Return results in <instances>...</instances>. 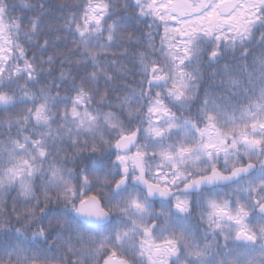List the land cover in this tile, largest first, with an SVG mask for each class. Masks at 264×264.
Returning a JSON list of instances; mask_svg holds the SVG:
<instances>
[{
  "label": "snow or ice",
  "instance_id": "1",
  "mask_svg": "<svg viewBox=\"0 0 264 264\" xmlns=\"http://www.w3.org/2000/svg\"><path fill=\"white\" fill-rule=\"evenodd\" d=\"M0 264H264V0H0Z\"/></svg>",
  "mask_w": 264,
  "mask_h": 264
}]
</instances>
